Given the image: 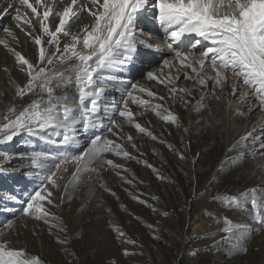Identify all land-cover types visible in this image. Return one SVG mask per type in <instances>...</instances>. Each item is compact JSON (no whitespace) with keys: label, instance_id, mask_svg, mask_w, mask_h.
<instances>
[{"label":"snow or ice","instance_id":"snow-or-ice-1","mask_svg":"<svg viewBox=\"0 0 264 264\" xmlns=\"http://www.w3.org/2000/svg\"><path fill=\"white\" fill-rule=\"evenodd\" d=\"M10 13L14 28L0 26V46L13 58V64L11 68L5 65L3 71H18L21 78L19 82L9 79L12 100L0 110V146L27 137L52 148L31 149L26 154L0 150V174L14 158H20L28 160L31 175L40 178L39 186L21 200L19 213L0 225V264H47L41 255L17 246V219L23 217L47 225L63 254L74 258L69 245L83 237L78 232L69 236L68 224L56 210L79 199L76 193L87 188L80 210L112 217L113 209L96 195L108 193L119 200L105 179L106 173L129 186L123 191L132 200L162 218L169 217L168 211L161 212L155 203L141 198L144 193L137 183L144 181L138 180L126 163L135 161L151 169L157 179H165L159 169L141 159L144 153L130 129L186 159L175 145L161 138L162 134H155L151 120L141 122L146 113L180 129L183 124L175 107L200 112L208 108L209 97L218 103L224 100L226 111L235 117L257 109L264 112V0H0V18ZM145 14L158 22L164 32L163 43L172 54L145 76L147 82L162 86L163 92L120 75L140 46L154 47L138 25ZM15 29L23 34V40ZM26 42L32 46L31 56L23 51ZM181 76L190 83H182ZM118 85L124 88L119 100L106 101L109 89ZM246 151L252 156L264 154V134L247 132L233 140L218 171L235 164L234 156L243 158ZM0 199L16 201L17 197L9 194ZM150 199L159 201L157 196ZM213 199L252 221L234 223L224 217L223 227L217 231L225 235L214 241L217 251L227 246L229 255H247L252 233L264 232V188ZM120 208L127 212L126 205ZM206 214L220 223L212 211ZM128 215L144 223L152 240L162 241L159 221L148 223L139 214ZM108 223L121 258L143 254L134 250H142L143 245L123 227ZM32 235L37 232L33 230ZM191 255L197 256L198 251ZM110 264L120 261L111 257Z\"/></svg>","mask_w":264,"mask_h":264},{"label":"rangeland","instance_id":"rangeland-1","mask_svg":"<svg viewBox=\"0 0 264 264\" xmlns=\"http://www.w3.org/2000/svg\"><path fill=\"white\" fill-rule=\"evenodd\" d=\"M11 16H12V14H11ZM11 16L8 17L7 21L6 20L3 21V19L0 20V26H8V21H10V22L13 21ZM145 17H147L148 19H145ZM142 21H144L143 24L141 23ZM138 25L139 26L141 25L140 28L143 29L145 33L149 31L150 27L152 29H154L153 32H155V33H151L150 38L153 41H154V39H157L156 34L161 27L159 26L157 21H155L151 18L150 15H148V14L141 15L139 17V20H138ZM162 34L164 36L163 32H161V35ZM149 43H153V42H149ZM154 45H157V44H154ZM159 46H162L159 48V50H156L154 48L155 46L153 48H147V47H142V46L139 47V50L137 53L139 55V58L136 60L133 59L135 62L133 64V67H132V70H135V72L133 73V76H132V79H133L132 82L133 83H135L137 81L147 82L145 79L146 72L149 70L157 69L160 66V64L162 63L163 59L171 57L172 54L169 51V49L164 45V43L160 44ZM181 82L182 83L184 82L182 76H181ZM148 83H150V82H148ZM151 83L155 86H160V85H157L155 82H151ZM184 83L187 84V82H184ZM212 99L213 98L209 97L206 100V102L210 103ZM174 110L178 112V109L176 107ZM203 111H205V110H203ZM152 115L155 117L154 114H152ZM180 116L182 117L181 120L183 119L182 120L183 127L181 128L183 133L180 131L181 129L177 130V128L175 126L168 125L167 127L169 129L172 127L171 128L172 130L170 129L171 134H172L173 138L175 139V143L177 144L179 149H181L182 152H186L188 154L190 151V154H189V156L186 157V159L182 160L179 157H177V158L175 157L172 160V159H170L169 156H167V154L165 153L166 152L165 150L162 151L160 148L156 149V148H153L150 146H145L146 144L143 143L140 145V149L141 150L144 149V153L146 152V149H147V152H146V154H144L145 156L143 155L141 157V159L145 158L147 161L149 160V163L153 164L157 169H159L160 174L165 179H163V180L157 179L156 174H154L151 169L145 167L142 164H138L135 161L133 163H130V166H129V168H131V170H132L131 172H133L135 174V176L138 175L137 176L138 180L144 181V183L140 184V185L137 183V186H138L140 192H143V193L147 192V193H144V196H142L141 198L142 199L147 198L150 202V197H152V196L159 197V201H152L151 200L150 203H155L156 207L159 208L161 210V212H163L165 210L168 211L170 213L169 217L162 218L161 216H158L157 214L153 213L150 209L146 208L144 205L139 204L138 202L132 200L129 195L124 193L125 191L123 192L122 188H125V186L124 185L122 186L121 182L120 183L115 182V183H111L109 186L117 193V196L119 197V202H118V200H116L115 197H112L108 193L107 194L104 193L105 197L103 196V201L105 203L107 202L106 206L111 207L114 210V213H116L112 217L108 218V216H106L105 214H103L101 212H98V211L97 212H91L89 210H85L86 212L83 211L85 213L82 212L83 215L80 214L82 217L80 215H79V217H75L74 213L77 210L81 211L80 208L78 209L76 207H75L76 209L72 208L71 210H67V209L64 210L63 207H62L63 209L61 208V209L56 210L57 213L59 215H61L68 224V235L72 236L74 232H78L83 237L82 239H73L71 244L69 245L71 251L75 253L74 258L71 256H65L62 253L61 246L55 242L53 236L48 234V231H47L48 226L47 225H44L42 222H37L34 220L31 221L30 219H28L26 217L17 219V225H16L17 229L19 231L21 230L20 232H22V233L24 232L23 234L25 235V236H23V234L20 233L21 235H19V237L16 238L17 246H23L25 248L27 246L26 249H27L28 253L41 255L47 261V264H68L69 260L72 261V264H110V258L111 257H116L120 261V264H185V261L181 260V253L183 251L186 252L187 255L189 254V256H186L187 257V258H185L186 260H189V261L194 260L192 262H195L197 260L196 261V263L198 262L197 264H199V263L209 264L210 261H212L214 258H216V255H214V254H216V252L211 247L212 246L211 244H213L215 240L213 242H212V240H205V242H203L204 240L201 239L202 235L199 234L197 231H194L192 228L193 227L192 224L189 225V222L185 223L186 227H184V229L181 228V225L184 223V218H183L184 213L190 212V213H192V215H193V213H195L194 215H198L201 212L207 213L208 211H213V213L215 214L216 213L215 208L217 209L216 206H218V204H220V203L214 202L215 200L213 199V197L216 195H220V194H224V195H228V194L231 195L232 194V195H234V193H235V195H236L238 191L235 190V192H233L234 190H231V191H229L228 194L221 193V189L224 186L223 181H225V178L228 176V174H226L227 170L226 171L224 170L222 172L223 175L226 174L225 176H222L220 174L219 177L217 176L218 179L214 178L213 180L211 179V182H207L206 184H202V185H201V183H199L200 187L197 186L198 183H195L194 178L190 175V171H191L190 169L192 167V165H190V158L192 155H195V153L197 152V148L194 149L193 146H191V149L194 151L193 152L190 149V147L187 146V145L190 146V140L189 139L185 140V133L186 132L183 131V129L185 128L184 127L185 126L184 125V115H180ZM249 116L254 117L255 120L257 119L256 120L257 122H255L253 120L255 123L253 122V123L249 124V127L252 128L251 132L253 133V135L254 136H260V135L264 134V112H261L260 110L257 109V110H254L253 112L249 113L245 117H237L238 123L241 124L242 122L247 120ZM259 117H261V118H259ZM258 118L261 120H259ZM203 119L200 120L201 124H202L201 128L199 129L201 131L200 132L201 134L206 133V128H209V126H210L209 121H207V119H205V118H203ZM262 119H263V122H262ZM167 127L165 125V129ZM173 127H175L176 129L175 128L173 129ZM177 131H179V132H177ZM177 133L179 134L178 137H177ZM181 135H183V136H181ZM178 138H179V140H178ZM196 142H198V140L195 141V144H196ZM20 143H22V141ZM181 145H182V147H181ZM185 145L188 147V152L186 150ZM143 146H145V147L141 148ZM251 148H252V146H250V149ZM151 150H152V152H151ZM153 150L155 152H157L158 154L157 153L155 154V152ZM148 151L151 154H149ZM158 151H160V152H158ZM142 152H143V150H142ZM10 153H11V149H10ZM147 154H148V156H147ZM138 155H139V153H138ZM150 155H151V158H150ZM152 155L155 157H152ZM159 155H160V158H159ZM161 155L163 156V159H162ZM157 156H158V158H157ZM148 157H149V159H148ZM244 158L249 162L250 165L255 164V162L257 161L258 165H256V167L264 175V172H263L264 171V154H261V152H256V154L254 156H252L251 152H249V153L245 152ZM178 159L180 161H178ZM150 160L154 163H152ZM181 162H183V163H181ZM158 163L159 164L161 163L160 164L161 166ZM164 165H167V166H164ZM179 167L181 169H179ZM140 170H142V172ZM142 174H144L145 176L149 175V177H151V179L153 177V179L150 182H148L147 181L148 177H145ZM181 175H183L184 177H182ZM186 176L190 179H188ZM168 177H170V178H168ZM152 181L154 184L156 183L155 185H157V184L158 185L155 187H152L151 186ZM215 181H217V183ZM147 183L149 185H147ZM195 184H197V185H195ZM261 184H262L261 185L262 188H264V177H263ZM126 186H128V185H126ZM171 186H173V187H171ZM167 187H169L170 189ZM165 188L167 189L166 191H165ZM215 188H217V189H215ZM30 189H28L29 192L31 191ZM215 190L217 192H214ZM242 191H244V190H242ZM155 192H157V193H155ZM169 192L172 194H170ZM179 192L181 193L180 195H179ZM239 192H241V191H239ZM77 194H79V191L77 192ZM145 194H147V195H145ZM77 196L79 197V199L82 198L79 195H77ZM124 196H126V197H124ZM97 197H100V196H97ZM127 197L129 199H126ZM120 198L123 201L120 200ZM93 204H95V200L93 201ZM121 204H124L126 206L128 205L127 206V212L121 208H118V207H120ZM130 204H132V205H130ZM133 204H134V206H133ZM209 206H211V207H209ZM21 207H22V205H20V209H21ZM143 208H146V209H143ZM74 210H76V211H74ZM120 210L124 212V214L122 212L123 215H121ZM128 212L138 213L139 215H141L143 217L144 222L155 223V222L159 221L160 227L163 228V232L161 233V235L163 237L162 241L157 242V241L152 240L150 230L144 226L143 222L138 223L137 221H135L130 215H128ZM18 213L19 212H17L13 216L17 215ZM97 213H98V215H97ZM99 213H100V215H99ZM84 214H86V215H84ZM117 214H119V215H117ZM104 215L108 219L106 217H105L106 218L105 219ZM13 216H11L9 218H12ZM72 216H74L76 218V220ZM84 216H86V218ZM98 216H100L99 218L101 220H104V222H100L101 220L98 219ZM223 217L229 218V214L224 213ZM77 219H78V221H77ZM21 220H23L24 222L23 221L21 222ZM109 221H111V222L113 221V223H115L116 225L123 227L124 230L130 236H132L134 239L137 240L138 244H142L143 245L142 250L139 247H137L134 250L137 253L142 251L143 254L142 255L137 254L135 256H131V257H127V258H121L120 246H118L116 243L113 242L112 234L109 231L110 229H108L109 225H107V224H109L108 223ZM22 223L26 224L28 227H21ZM234 223H236V222H234ZM38 225H39V227H38ZM29 226H32V231L36 230L37 235H35V236L32 235V231L30 229L31 227H29ZM33 226L36 229H34ZM103 226H104V229L106 231L103 230V228H102ZM29 232H31V233H29ZM107 232L110 234H108ZM25 233L32 235V237L35 239L34 240L35 245L33 243L31 245L30 242L29 243L27 242L28 237H31V236L30 235L28 236ZM20 236H22V237H20ZM260 236H258L255 240L257 241L259 239V241H261ZM24 237H25V239H24ZM36 237L41 238L42 240H48L49 249L53 252V256H52V253L49 252V250L47 248H45V249L43 248L44 247L43 244L39 243L36 240L37 239ZM220 239H221V237L219 238V240ZM250 244H251V246H250ZM259 244H256V245H259ZM38 245H40V246H38ZM256 245H254L253 242L250 243V239H249L248 240V246H250L249 253L247 255H233L232 260L235 261L237 264H251V262L254 259L260 260L261 258H264V247H263L264 246V240L261 241V244L259 247ZM252 246H254L256 249ZM124 247H129L131 249L130 245H124ZM261 247H262V249H261ZM33 248H35V249L33 250ZM226 248H227V246L222 247V249H224V250H227ZM30 249H31V251H30ZM72 249H74V250H72ZM187 250L189 253H187ZM193 250L198 251V255L195 257H193L191 255V252ZM211 250H212V252H211ZM250 250H251V252H250ZM213 251L215 253H213ZM41 252H43V253H41ZM59 252H60V255L58 257L56 255L59 254ZM50 256H52V257H50ZM57 257L60 259H58ZM203 257L204 258L206 257V258L204 259Z\"/></svg>","mask_w":264,"mask_h":264},{"label":"bare ground","instance_id":"bare-ground-1","mask_svg":"<svg viewBox=\"0 0 264 264\" xmlns=\"http://www.w3.org/2000/svg\"><path fill=\"white\" fill-rule=\"evenodd\" d=\"M11 16V13L9 15L3 16L2 18H0V20L3 19V21H7L8 17ZM8 27H13L14 28V22L13 21H8ZM15 31L17 32V35L20 36V38L23 40V34L20 33L17 29H15ZM156 38L154 39L153 43L160 45L163 43V34L161 35V32H159L158 34H156ZM3 37V33L0 32V38ZM152 43V44H153ZM20 50V49H18ZM23 51L28 55L31 56L32 55V46L29 43H25ZM139 55L137 54L134 59H138ZM170 58V57H169ZM134 60L132 61V63L122 72L120 73V75H122V77H124L127 81H131L132 82V76L133 73L135 72V70H132L133 64H134ZM13 64V58L8 55L6 53V50H4L2 48V46H0V110H3L5 105L10 103L12 100V87L9 84V79L10 77L12 79H15L17 82H19L21 75L18 73V71H12L10 73H5L3 71V67L5 65H7L9 68L12 67ZM136 65V64H135ZM156 70V69H155ZM140 83H145L148 86L153 87L156 91L158 92H163L164 89L161 86H155L153 85L151 82H142V81H137ZM184 83V82H183ZM190 82H187V84H189ZM185 84V83H184ZM124 91L123 85H118L116 88H110L108 93L106 94V101H110L113 97H115L116 100H119L120 95L122 94V92ZM208 108L204 109L205 111H200V112H195L192 110H184L182 107L176 106V108L178 109V112L180 115H184V127L187 128V131L185 133V140L189 139L190 140V146L187 145L188 147L193 146V148H197V152L195 153V155H192L190 158V165H192L191 167V171H190V175L194 178L195 184L197 186H199V183L202 184H206L207 182H211V179L213 180L214 178L216 179L217 176L219 177V175L221 174L222 176H225L226 174H228V176L225 178V181H223L224 186L221 189V193H226L228 194L229 191L234 190L233 192L236 191H241L242 190H250L252 188H262V180L264 175L262 174V172L259 171V169L256 167L257 161L255 162V164L250 165L249 162L243 157V158H239V157H235L234 159L237 161L235 164H231L227 167L224 168V170L226 172L225 175H223L222 172H219L218 169L221 166V161L225 159V149L228 145H230V143L239 138V136L244 135L247 132H251V127H249L250 123H253L254 121L257 122L254 117L249 116L247 120H245L244 122H242L241 124L238 123V119L237 117L233 116L230 112H227L225 109V101L222 100L221 102H217L214 99L211 100L210 103H207ZM134 110H136V106L133 105L132 106ZM210 109V111H209ZM153 113L149 112L146 113V115L141 119L142 123L147 124V122L149 120L152 121V128L155 132V134L157 135H161V138L165 139L168 143L173 144L176 146V148L180 151L181 149H179V147L177 146V144L175 143V139L173 138L172 134H171V130L167 127L168 125H166L163 121H159L158 118H155L153 115ZM261 116V115H260ZM181 117V116H180ZM258 117V116H257ZM262 117V116H261ZM259 117V118H261ZM182 118V117H181ZM207 119V121H209L210 126L209 128H206V133L201 134L200 132V128H201V119ZM258 118V119H259ZM263 118V117H262ZM183 120V119H182ZM204 120V119H203ZM254 120V121H253ZM261 120V119H259ZM254 122V123H255ZM263 122V119H262ZM261 123V122H260ZM263 124V123H262ZM261 124V125H262ZM165 125H166V129H165ZM207 127V126H206ZM175 127H173L174 129ZM176 129V128H175ZM181 129V128H180ZM178 130V129H177ZM130 131L135 135V142L138 145H141L143 143H145V146H150L153 148H160L162 151H166L165 153L167 154V156L170 157V159L173 160V158H177L179 157L178 152L176 151H170L166 145L160 144L158 141H152L150 138L147 137H143L139 134L135 133L134 129H130ZM175 131V130H174ZM182 132V129L180 130ZM184 131V129H183ZM179 132V131H177ZM183 133V132H182ZM252 133V132H251ZM178 133H177V137H178ZM183 136V135H181ZM252 136L253 133H252ZM176 137V138H177ZM198 140V142L195 141ZM251 139V138H250ZM250 139H249V149L251 143H250ZM179 140V138H178ZM22 141V143H20ZM184 141V140H183ZM27 142V143H25ZM82 143H86V141H82ZM180 144V143H179ZM195 144V145H194ZM24 145V146H22ZM145 146L141 147L144 148ZM184 146V145H183ZM186 146V145H185ZM186 146V150L188 152V147ZM182 147V145H181ZM52 148L51 145L45 143V142H40V141H30L29 138L27 137H20L17 138L16 141H14L11 145H7V146H0V150H4L7 152H10L11 149V153L13 154H26L29 150L31 149H37V150H50ZM149 148V147H148ZM151 149V148H150ZM189 149V150H190ZM131 150V149H129ZM141 150V149H140ZM143 153H144V149ZM141 150V152H142ZM159 150V149H158ZM183 150V149H182ZM192 150V149H191ZM150 151V150H149ZM148 151V152H149ZM154 151V150H153ZM161 151V152H162ZM185 151V150H184ZM193 151V150H192ZM147 152V149H146ZM146 152L144 154H146ZM152 152V150H151ZM155 152V151H154ZM160 152V151H158ZM194 152V151H193ZM247 153H249L250 151H246ZM157 152H155L156 154ZM185 157L189 156V154L186 152H183ZM134 154L138 155V153L134 152ZM149 154H151L149 152ZM153 154V153H152ZM158 154V153H157ZM162 154V153H161ZM231 155V154H230ZM145 156V155H144ZM148 156V154H147ZM162 156V155H161ZM165 156V155H164ZM152 157H155L152 155ZM168 157V158H169ZM151 158V155H150ZM158 158V156H157ZM160 158V155H159ZM180 158V157H179ZM145 159V158H143ZM149 159V157H148ZM155 159V158H154ZM163 159V156H162ZM189 159V158H188ZM153 160V159H152ZM158 160V159H157ZM151 161V160H150ZM160 161V160H159ZM165 161V160H164ZM163 161V162H164ZM169 161V160H168ZM177 161V160H176ZM178 161H180L178 159ZM118 162H123V161H118ZM134 161H128L127 166H130V163H133ZM149 162V160H148ZM152 162V161H151ZM175 162V161H174ZM248 162V163H247ZM154 163V162H152ZM183 163V162H181ZM159 164V163H158ZM161 164V163H160ZM159 164V165H160ZM167 164V163H166ZM176 164V163H175ZM161 166V165H160ZM159 166V167H160ZM167 166V165H164ZM163 166V167H164ZM178 167V166H177ZM176 167V168H177ZM231 168V169H230ZM131 169V168H130ZM144 169V168H143ZM166 169V168H165ZM164 169V170H165ZM171 169V168H170ZM179 169H181L179 167ZM134 170V169H133ZM132 171V170H131ZM142 172V170H140ZM144 171V170H143ZM149 171V170H148ZM171 171V170H170ZM187 171V170H186ZM264 172V171H263ZM133 173V172H132ZM167 174V173H166ZM144 175V174H142ZM176 175V174H175ZM188 175V174H187ZM138 176V175H137ZM136 176V177H137ZM145 176V175H144ZM179 176V175H178ZM182 177H184L183 175H181ZM190 176V177H191ZM140 177V176H139ZM143 177V176H142ZM148 177V182H150L152 179L151 177H149V175L145 176ZM177 177V176H176ZM181 177V178H182ZM187 177V176H186ZM131 178V176H130ZM170 178V177H168ZM188 178V177H187ZM105 179L107 180L108 184L110 185L111 183H115L118 182L120 183L121 181L119 180V178L115 177L114 174H109L106 173L105 174ZM180 179V178H179ZM184 179V178H183ZM190 179V178H188ZM218 179V178H217ZM193 180V179H192ZM173 181V180H172ZM191 181V180H190ZM218 181V180H217ZM217 181H215L217 183ZM155 182V181H154ZM183 182V181H182ZM213 182V181H212ZM40 183V178L34 177L33 175H31L30 171H29V162L26 159H20V158H14L11 162L10 165L7 166V171L4 174H0V198H6L9 194H14L17 197L16 201H9L7 199H0V225H2L3 223H5L7 221V219L11 216H13L14 214H16L17 212H19L20 210V203L21 200L25 199V197L31 193L35 188H37L39 186ZM176 183V182H175ZM194 183V182H193ZM139 184V183H138ZM146 184V183H145ZM156 184V183H155ZM153 183V181L151 182V186L155 187L157 185H155ZM120 185V184H119ZM122 185V184H121ZM140 185V184H139ZM147 185H149L147 183ZM165 185V184H164ZM112 186V185H111ZM123 186V185H122ZM125 187H128L126 185H124ZM166 186V185H165ZM222 186V185H221ZM138 187V186H137ZM160 187V186H159ZM158 187V188H159ZM173 187V186H171ZM177 187V186H176ZM175 187V188H176ZM196 187V186H195ZM194 187V188H195ZM200 187V186H199ZM31 188V189H30ZM117 188V187H116ZM157 188V187H156ZM169 188V187H167ZM28 189H30L31 191L29 192ZM123 189V188H122ZM170 189V188H169ZM217 189V188H215ZM219 189V188H218ZM167 189L165 188V191ZM121 191V190H120ZM119 191V192H120ZM153 191V190H152ZM200 191V190H199ZM124 192V191H123ZM168 192V191H167ZM166 192V193H167ZM214 192H217L216 190ZM232 192V193H233ZM237 192V194H238ZM126 193V192H124ZM123 193V194H124ZM143 193V192H142ZM147 193V192H144ZM157 193V192H155ZM161 193V192H160ZM170 193V192H169ZM213 193V192H212ZM240 193V192H239ZM107 194V193H106ZM127 194V193H126ZM125 194V195H126ZM149 194V193H148ZM172 194V193H170ZM181 193L179 192V195ZM76 195H79L80 199H76L73 200L72 203L70 205L66 204L63 206L64 210H71L76 209V208H80V204L81 201L87 196V188H84L81 192L79 191V194L76 193ZM97 196H104V193H100L97 192L96 193ZM128 195V194H127ZM147 195V194H145ZM155 195V194H154ZM159 195V194H158ZM220 195H224V194H220ZM230 195V194H228ZM232 195V194H231ZM235 195V193H234ZM144 196V195H143ZM161 196V195H160ZM170 196V195H169ZM126 197V196H124ZM123 197V198H124ZM129 197V196H128ZM126 199H129V198ZM146 197V196H145ZM144 198V197H143ZM151 198V197H150ZM147 199V198H146ZM117 200V199H116ZM120 200H122L120 198ZM94 201V200H93ZM115 201V200H114ZM123 201V200H122ZM119 202V200H118ZM121 202V201H120ZM151 202V199H150ZM170 202V201H169ZM217 202V201H214ZM107 203V202H106ZM136 203V202H135ZM117 204V203H116ZM110 205V204H109ZM113 205V204H112ZM132 205V204H130ZM129 205V206H130ZM213 205V204H212ZM215 205V204H214ZM128 206V205H127ZM134 206V204H133ZM137 206V205H136ZM173 206V205H172ZM76 207V208H75ZM113 207V206H112ZM115 207V206H114ZM170 207V206H169ZM211 207V206H209ZM214 207V206H213ZM212 207V208H213ZM217 209L216 210V216L217 218L220 220V223L217 224L215 223L211 218L208 217V215H206V212H201L198 215H194L195 213H190V212H185L184 213V223L181 225V228L184 229L185 223L189 222V225L192 224V228L194 231H197L199 234L202 235V238L205 242V240H212V242L215 241H219V238L222 237L224 235V233L222 232H218L217 229L223 227V215L224 213H228L229 214V218L233 220V222H241V221H245L248 223H252V221L248 218L245 217V215L241 212H239L238 210L235 209H226L224 208L222 205L218 204V206H216ZM62 208V209H63ZM120 208V207H118ZM135 208V207H134ZM140 208V207H139ZM211 208V209H212ZM7 209H11V211H8ZM61 209V208H60ZM146 209V208H143ZM187 209V208H186ZM63 210V211H64ZM66 210V211H67ZM130 210V209H129ZM134 210V209H133ZM132 210V211H133ZM141 210V209H140ZM76 211V210H74ZM85 211V210H84ZM114 211V210H113ZM208 211V210H207ZM83 211H76L74 213L75 217H79V215H83L82 214ZM86 212V211H85ZM83 212V213H85ZM123 211L120 210L121 215ZM139 212V211H138ZM213 212V211H212ZM88 214V213H87ZM116 214V213H115ZM138 214V213H136ZM148 214V213H147ZM80 215V216H81ZM86 215V214H84ZM98 215V213H97ZM100 215V213H99ZM119 215V214H117ZM74 217V216H72ZM74 217V219L76 220V218ZM82 217V216H81ZM86 218V216H84ZM100 216H98V219L101 220L99 218ZM106 216L104 215V218ZM107 218V217H106ZM105 218V219H106ZM109 218V217H108ZM107 218V219H108ZM79 219V218H78ZM77 219V221H78ZM88 219V218H87ZM114 219V218H113ZM31 220V219H30ZM112 220V219H111ZM124 220V219H123ZM23 220H21L22 222ZM32 221V220H31ZM76 221V222H77ZM24 222V221H23ZM34 222V221H33ZM100 222H104V220H101ZM113 222V221H112ZM30 223V222H29ZM28 223V224H29ZM35 223V222H34ZM37 223V222H36ZM23 224V223H22ZM21 224V225H22ZM33 224V223H32ZM39 224V223H38ZM75 224V223H74ZM82 224V223H81ZM109 225V224H107ZM136 225V224H135ZM28 227V226H27ZM31 227V231H32V226ZM37 227V226H36ZM39 227V225H38ZM179 227V226H178ZM177 227V228H178ZM253 227H256L253 224ZM21 228V227H20ZM19 228V229H20ZM34 228V226H33ZM103 230L104 226L102 227ZM36 229V228H34ZM109 229V228H108ZM179 229V228H178ZM28 230V229H27ZM21 231V230H20ZM24 231V230H23ZM26 231V230H25ZM29 231V230H28ZM36 231V230H35ZM106 231V230H105ZM110 231V230H109ZM182 231V230H181ZM184 232V231H183ZM22 233V232H20ZM24 233V232H23ZM22 233V234H23ZM28 233V232H27ZM31 233V232H29ZM105 233V232H104ZM108 233V232H107ZM26 234V233H25ZM110 234V233H108ZM21 235V234H20ZM26 235H30V234H26ZM181 235V234H180ZM261 235V236H260ZM23 236H25L23 234ZM31 237H28V243L30 242L31 245L32 243L34 244V238L32 237V235H30ZM260 236L261 241L264 240V233L261 232L259 234H257L256 232H253L251 237H250V243L253 242L254 245L256 244H261V241H259V239L256 241L255 239ZM22 237V236H20ZM27 237V236H26ZM37 238V237H36ZM25 239V237H24ZM180 239V238H179ZM188 239V238H187ZM39 243L43 244V248H47L49 250V252L52 253L53 256V252L49 249V243L48 240H42L41 238H37L36 239ZM189 240V239H188ZM18 241V240H17ZM24 241V240H23ZM26 241V240H25ZM36 242V241H35ZM85 242V241H84ZM17 243V242H16ZM25 243V242H24ZM23 243V244H24ZM192 243V242H191ZM40 244V245H41ZM256 245V246H260ZM28 245V244H27ZM35 245V244H34ZM38 245V246H40ZM213 250H215L216 254V258H214L212 261H210L209 264H237L235 261H233V255H229L227 254V250L224 249H220L219 251H217L216 249V245L215 243L211 244ZM37 246V247H38ZM42 246V245H41ZM76 246V245H75ZM78 246V245H77ZM251 246V244H250ZM250 246H248L250 248ZM32 247V246H31ZM183 247V246H182ZM254 247V246H252ZM264 247V246H263ZM27 248V246H26ZM42 248V247H41ZM76 248V247H75ZM80 248V247H79ZM188 248V247H187ZM211 248V249H212ZM255 248V247H254ZM35 248H33L34 250ZM227 249V248H226ZM256 249V248H255ZM262 249V247H261ZM260 249V250H261ZM29 250V249H28ZM74 250V249H72ZM200 250V249H199ZM208 250V249H207ZM31 251V249H30ZM43 251V250H42ZM47 251V250H46ZM180 252V251H179ZM212 252V250H211ZM213 251V253H215ZM251 252V250H250ZM34 253V252H33ZM43 253V252H41ZM63 253V252H62ZM61 253V254H62ZM187 253L188 250H187ZM45 254V253H44ZM47 254V253H46ZM49 254V253H48ZM56 255V254H55ZM59 254H57L56 256L59 257ZM209 255V254H208ZM50 256V257H52ZM55 256V257H56ZM62 256V255H61ZM186 256H189V254L187 255L186 252H182L181 253V260L185 261V264H197L196 261L192 262L189 260H186L185 258H187ZM48 257V256H47ZM57 257V258H58ZM208 257V256H207ZM204 258V257H203ZM206 258V257H205ZM204 258V259H205ZM254 258V257H253ZM56 259V258H55ZM60 259V258H58ZM210 259V258H209ZM180 260V259H179ZM250 260V259H249ZM264 260V258H261L260 260L254 259L251 264H261V261ZM57 261V260H56ZM208 263V262H207ZM201 264V263H199ZM205 264V263H204Z\"/></svg>","mask_w":264,"mask_h":264}]
</instances>
